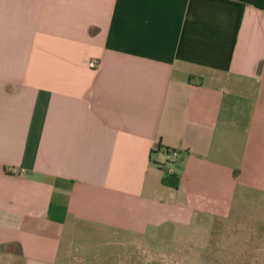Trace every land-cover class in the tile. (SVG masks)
Masks as SVG:
<instances>
[{
    "label": "crops",
    "instance_id": "obj_1",
    "mask_svg": "<svg viewBox=\"0 0 264 264\" xmlns=\"http://www.w3.org/2000/svg\"><path fill=\"white\" fill-rule=\"evenodd\" d=\"M255 1L0 0V264L204 263L264 192Z\"/></svg>",
    "mask_w": 264,
    "mask_h": 264
},
{
    "label": "rangeland",
    "instance_id": "obj_2",
    "mask_svg": "<svg viewBox=\"0 0 264 264\" xmlns=\"http://www.w3.org/2000/svg\"><path fill=\"white\" fill-rule=\"evenodd\" d=\"M234 208L215 223L203 264H264V192L248 191Z\"/></svg>",
    "mask_w": 264,
    "mask_h": 264
},
{
    "label": "trees",
    "instance_id": "obj_3",
    "mask_svg": "<svg viewBox=\"0 0 264 264\" xmlns=\"http://www.w3.org/2000/svg\"><path fill=\"white\" fill-rule=\"evenodd\" d=\"M255 4L258 7L264 8V0H256ZM169 151L170 149H166V153H168ZM164 181L165 183L171 184L174 186H177V182H178L177 178L173 174H168Z\"/></svg>",
    "mask_w": 264,
    "mask_h": 264
},
{
    "label": "built area",
    "instance_id": "obj_4",
    "mask_svg": "<svg viewBox=\"0 0 264 264\" xmlns=\"http://www.w3.org/2000/svg\"><path fill=\"white\" fill-rule=\"evenodd\" d=\"M90 66L93 67V68H96V67L99 66V63H97L96 61H91ZM176 156H177V151L170 150L168 153H166L167 162H169L172 158H175ZM11 171L13 173H16V170L15 169H12Z\"/></svg>",
    "mask_w": 264,
    "mask_h": 264
}]
</instances>
